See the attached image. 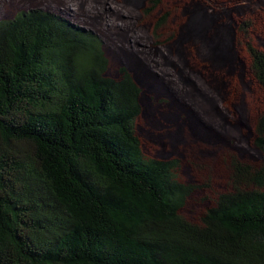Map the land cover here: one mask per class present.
Returning <instances> with one entry per match:
<instances>
[{
  "label": "trees",
  "instance_id": "obj_1",
  "mask_svg": "<svg viewBox=\"0 0 264 264\" xmlns=\"http://www.w3.org/2000/svg\"><path fill=\"white\" fill-rule=\"evenodd\" d=\"M248 26V71L264 88ZM107 67L101 40L59 15L0 21V264H264V163L233 164L252 188L187 221L195 185L176 179V159L144 156L141 88ZM253 145L264 156V110Z\"/></svg>",
  "mask_w": 264,
  "mask_h": 264
},
{
  "label": "rangeland",
  "instance_id": "obj_2",
  "mask_svg": "<svg viewBox=\"0 0 264 264\" xmlns=\"http://www.w3.org/2000/svg\"><path fill=\"white\" fill-rule=\"evenodd\" d=\"M9 1L0 21L54 13L101 40L108 76L130 73L141 88L135 132L144 156L176 159V179L195 185L184 219L198 224L220 194L252 188L233 178L232 165L264 163L253 145L264 88L248 71L238 27L247 22L248 39L264 51V0Z\"/></svg>",
  "mask_w": 264,
  "mask_h": 264
},
{
  "label": "bare ground",
  "instance_id": "obj_3",
  "mask_svg": "<svg viewBox=\"0 0 264 264\" xmlns=\"http://www.w3.org/2000/svg\"><path fill=\"white\" fill-rule=\"evenodd\" d=\"M12 6L13 5H12V2L11 1H9V0H0V15L3 14V9H5L6 7H12ZM6 11H8V10L6 9Z\"/></svg>",
  "mask_w": 264,
  "mask_h": 264
}]
</instances>
